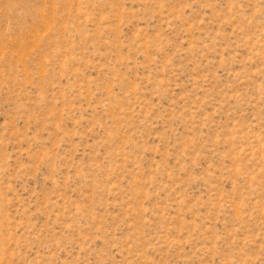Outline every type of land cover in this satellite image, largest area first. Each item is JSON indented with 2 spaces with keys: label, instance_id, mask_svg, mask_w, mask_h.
<instances>
[{
  "label": "rangeland",
  "instance_id": "rangeland-1",
  "mask_svg": "<svg viewBox=\"0 0 264 264\" xmlns=\"http://www.w3.org/2000/svg\"><path fill=\"white\" fill-rule=\"evenodd\" d=\"M0 264H264V0H0Z\"/></svg>",
  "mask_w": 264,
  "mask_h": 264
}]
</instances>
